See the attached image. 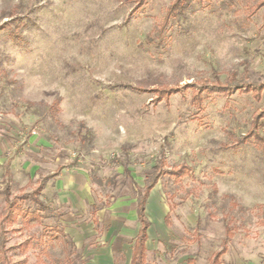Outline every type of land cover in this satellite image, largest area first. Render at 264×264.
I'll list each match as a JSON object with an SVG mask.
<instances>
[{"label":"rangeland","instance_id":"1","mask_svg":"<svg viewBox=\"0 0 264 264\" xmlns=\"http://www.w3.org/2000/svg\"><path fill=\"white\" fill-rule=\"evenodd\" d=\"M138 1L0 0V141L16 160L9 175L0 168V210L5 182L12 194L34 186L25 159L40 165L33 182L57 165L81 182L61 197L46 182L41 198L53 209L45 214L57 218L3 224L0 264H93L105 252L109 264H127L140 190L179 164L190 173L157 182L163 215L153 200L146 211L147 264H264V150L253 137L236 141L264 109V89L259 99L235 89L198 106L188 86L215 76L264 83V7L185 0L164 24L172 0H145L132 13ZM14 17L29 21L19 41L8 36ZM161 85L179 91L155 102L151 89ZM88 133L91 146L81 140ZM81 184L90 199L79 209ZM54 225L63 236L48 237Z\"/></svg>","mask_w":264,"mask_h":264},{"label":"trees","instance_id":"2","mask_svg":"<svg viewBox=\"0 0 264 264\" xmlns=\"http://www.w3.org/2000/svg\"><path fill=\"white\" fill-rule=\"evenodd\" d=\"M144 1L145 0H139L137 6H135V8L131 10V12L134 13L137 9L141 8L144 4ZM261 6L264 7V0H257L254 8L256 9ZM185 8V0H172L166 9L167 13L165 15L164 24L167 23L170 15H175L183 12ZM10 23L14 24V28H11L8 31V36L14 41H19L21 37L18 28L20 26H28L29 21H22L20 20V18L14 17L10 20ZM233 80L227 79L226 81H221L217 76H215L213 80L208 78H201L198 82L200 84H197V82L190 83L188 84V86L192 87L191 101L196 103L198 106H201V101L205 96H209L212 94L230 95L235 89L243 92H251L252 96L255 99L260 98V93L264 89V83L242 84L237 82L235 83L233 82ZM197 85H199V87H197ZM137 89L140 90V88ZM151 90L154 92V101L159 102L161 100L168 99L169 96L178 92L179 88L173 85H161L158 87H154ZM52 107H55V109H57L56 104ZM262 119H264V109L253 114L249 131L241 137L237 138L236 141L239 143H244L249 137H253L255 141L262 144L264 150V136L260 134V132H258V127L260 126ZM81 140L82 143L85 142L88 146H91L93 135L88 133L82 136ZM190 170L191 167L187 164H179L177 166L165 168L164 170H156V172L148 176L145 185L143 189L140 190L141 192L139 193L140 195L137 199V218L140 226L134 241L131 260L129 264H147L145 256V240L147 238L146 231L147 227L149 226V221L145 214V203L150 189L158 182L162 173L168 174L169 177L180 179L182 176L190 173ZM49 177H51V175H47L41 178L30 191H25L24 188L20 189L18 194H12L10 183L5 182L2 189L5 205L0 210V247H3L2 243L4 241L5 235L3 224L6 221L11 222L20 217L21 219H25L28 223L31 221L40 223L46 215L57 218V214L55 213L45 214L46 212L52 211L53 206L44 202L40 197L42 189L44 188L45 181ZM25 203H31L33 206H29L27 204L24 205ZM164 222L166 224L169 223V213L165 214ZM49 229L55 231L49 234V238H59L60 236L64 235L63 230L58 228L57 225L49 227ZM226 233L227 238L232 236V232L227 226ZM222 243V248L215 254V261H218L220 255L226 250V239L223 240ZM2 253L4 254L5 251L3 250Z\"/></svg>","mask_w":264,"mask_h":264},{"label":"crops","instance_id":"3","mask_svg":"<svg viewBox=\"0 0 264 264\" xmlns=\"http://www.w3.org/2000/svg\"><path fill=\"white\" fill-rule=\"evenodd\" d=\"M9 150H10V146H8V144H6L4 142L2 143L0 141V168H2V164L5 163V174H8V175H9L10 169L16 163V160H14V158H12L13 154L10 153ZM6 154H8V156H6ZM39 166L40 165H37L36 163L35 164L34 163H31L27 159H25L23 161V167H24L25 171L28 174L26 176L27 177L26 178V184L32 185V183H34V186H35L41 178H43L44 176H47V175H51V177H49L45 181L44 188L46 187V182L49 179H51V183L55 181V183H56L55 184V187H56V190L58 192L57 194H59L60 197H61V195H62L61 193L64 192L63 187L73 188L75 184H77V186H79V184L81 183L79 181L75 182V180L72 177H68V175H66L65 173H63V174L59 173V171H60L59 170L60 169L59 168L60 167L59 165H57L54 170L51 169L49 172H46V173L42 174L41 176H39L35 180V182H33V181H31L32 180L31 178L33 176V173H34L35 169H37ZM56 176H59V177H57V179H56L55 178ZM54 178H55V180H54ZM80 186H81V190H79V194L78 195H81V197H82L81 201L82 202H80L81 204L79 202H76V203L78 205V208L79 209H82L81 207H84V206H81V205H86V201H89L90 198L88 197V193H87V190H86V186L87 185L85 186V184H81ZM33 187H31V189ZM22 188H24L25 191H30L31 190V189L30 190H26L25 186H21L19 188V191ZM44 188L42 189V191L44 190ZM19 191H18V193H19ZM70 194L71 195H74L73 192H71ZM155 195H157V183L150 189V191L148 193V196H147V199H146V203H145V214H146V211H149V207H150L151 201L153 200L154 201V205H155L154 208H156V206H157L156 209H158V212H160V216H162L163 213L165 212V208L163 206L162 209H161V206H160L161 204H158L157 205L156 199H158V198L156 197V199H155ZM41 196H42V192H41ZM74 199H75V196H74ZM74 199L72 198V200H74ZM71 202L74 203L75 201H71ZM46 203H48V202H46ZM48 204H51V203H48ZM154 208H153V210H154ZM135 213H136V219L138 221V218H137V203H136V206H135ZM146 217H147V215H146ZM147 219L149 221V226H150L151 225V221H150V219L148 217H147ZM163 221H164V217H163ZM94 222H95V224L97 223V221H94ZM138 223H139V221H138ZM157 223H159V222H157ZM139 226H140V223H139ZM139 226H138L136 235H135L134 240H133L132 248H133L134 241H135V238H136L137 233H138V230H139ZM149 226L147 227V231H146L147 238L145 240V256H146V250H147V243H148V241L150 239V236H149V229H150V227ZM71 235L74 237L75 235L77 236L78 234H75V233L72 232ZM132 248H131L130 257H129V260H128L127 264H129L130 263V260H131ZM110 261L111 260L109 258V255L106 254V252H105V253L102 254V256L99 257L98 261L97 262H93V264H109Z\"/></svg>","mask_w":264,"mask_h":264}]
</instances>
